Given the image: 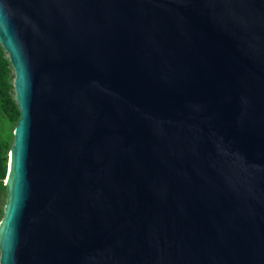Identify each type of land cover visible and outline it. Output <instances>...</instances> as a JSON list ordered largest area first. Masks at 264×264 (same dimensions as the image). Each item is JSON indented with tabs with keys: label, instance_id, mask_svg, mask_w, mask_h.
<instances>
[{
	"label": "water",
	"instance_id": "water-1",
	"mask_svg": "<svg viewBox=\"0 0 264 264\" xmlns=\"http://www.w3.org/2000/svg\"><path fill=\"white\" fill-rule=\"evenodd\" d=\"M0 48V264H264V0H0Z\"/></svg>",
	"mask_w": 264,
	"mask_h": 264
},
{
	"label": "rangeland",
	"instance_id": "rangeland-1",
	"mask_svg": "<svg viewBox=\"0 0 264 264\" xmlns=\"http://www.w3.org/2000/svg\"><path fill=\"white\" fill-rule=\"evenodd\" d=\"M4 58L6 59V56L4 54ZM7 60V59H6ZM8 84L10 85V89L6 93V97L11 105V107H14V101H13V90H12V79L13 75L10 69V66L8 65ZM13 112L10 110L8 112H4L0 118V152L2 154V157L5 158V165H4V177L1 180V185L3 186L5 176H6V171H7V162H8V153H9V147L12 142V130L15 126L16 123H14L13 119ZM5 198L6 194L5 191H0V220L2 218L3 214V208L5 204Z\"/></svg>",
	"mask_w": 264,
	"mask_h": 264
},
{
	"label": "trees",
	"instance_id": "trees-1",
	"mask_svg": "<svg viewBox=\"0 0 264 264\" xmlns=\"http://www.w3.org/2000/svg\"><path fill=\"white\" fill-rule=\"evenodd\" d=\"M8 61L4 58V53L2 49L0 48V118L4 112H8L9 110L13 112L14 116V123L17 122L18 119V112L16 109V106L11 107L7 97L6 93L11 88L8 84ZM4 165H5V158L2 157V154L0 152V191H5L4 186L1 185V180L4 177Z\"/></svg>",
	"mask_w": 264,
	"mask_h": 264
},
{
	"label": "snow or ice",
	"instance_id": "snow-or-ice-1",
	"mask_svg": "<svg viewBox=\"0 0 264 264\" xmlns=\"http://www.w3.org/2000/svg\"><path fill=\"white\" fill-rule=\"evenodd\" d=\"M0 223H3V221H0Z\"/></svg>",
	"mask_w": 264,
	"mask_h": 264
}]
</instances>
